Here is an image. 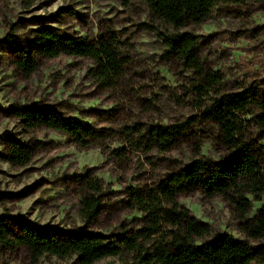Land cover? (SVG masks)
Here are the masks:
<instances>
[{"label":"rangeland","instance_id":"1","mask_svg":"<svg viewBox=\"0 0 264 264\" xmlns=\"http://www.w3.org/2000/svg\"><path fill=\"white\" fill-rule=\"evenodd\" d=\"M44 27L89 42L115 33L124 63L122 74L108 88L90 74L92 59L60 56L38 58L37 70L25 77L15 67L17 53L8 43L28 49L33 32ZM186 31L197 36L203 65L221 72L224 92L264 87V0H227L201 25ZM171 33L141 1L0 0V216L7 217L16 232L21 223H29L45 233L131 235L142 227L143 215L128 205L129 193L153 189L167 174L194 159L218 161L225 155L217 129L202 120L166 151L129 132L136 128L144 133L197 118L191 72L165 55L160 34ZM23 105L53 108L97 132L99 139L80 148L63 133L25 129L9 112ZM11 141L34 149L30 162L18 166L4 160ZM260 144L264 147V140ZM91 181L98 186L101 210L87 224L80 206L91 193ZM248 198L251 209L245 219L264 206V195L260 202ZM177 201L190 216L209 226L208 239L217 234L246 238L245 219L224 196L206 197L194 190L178 195ZM0 264L77 262L49 256L33 260L20 246L10 251L0 248ZM95 264L119 262L105 258Z\"/></svg>","mask_w":264,"mask_h":264},{"label":"trees","instance_id":"2","mask_svg":"<svg viewBox=\"0 0 264 264\" xmlns=\"http://www.w3.org/2000/svg\"><path fill=\"white\" fill-rule=\"evenodd\" d=\"M132 1L145 3L152 18L172 29L171 34H160L165 55L191 72V91L198 98L199 113L182 125L156 126L144 133L132 128L129 132L166 151L185 136L193 123L202 120L217 129L225 155L218 161L194 159L167 174L153 189L129 193L128 205L143 215L142 227L131 235L107 238L79 230L45 233L29 223H21L16 232L7 217L0 216V248L10 251L22 246L33 260L43 256L75 258L77 264H95L105 258H115L119 264H264V206L245 219L251 209L248 196L260 202L264 195V147L260 144L264 140V87L224 92L221 72L203 65L197 36L186 31L201 25L215 7L227 0H124ZM8 44L17 53L15 67L25 77L37 70L38 58L60 56L92 59L94 68L90 74L108 88L123 72L119 37L113 32L89 42L44 27L33 32L28 49L16 46L14 41ZM9 112L25 129L63 133L80 148L90 146L100 136L53 108L23 105L13 106ZM33 154L34 149L24 143L11 141L3 158L22 166L30 162ZM89 190L91 193L82 198L80 206V216L87 224L101 210L97 184L89 182ZM194 190L206 197L227 198L245 219L246 238L217 234L208 239L209 226L190 216L177 201L178 195Z\"/></svg>","mask_w":264,"mask_h":264}]
</instances>
